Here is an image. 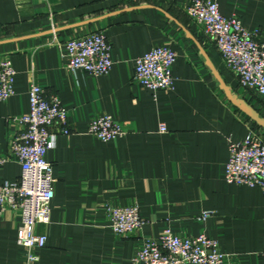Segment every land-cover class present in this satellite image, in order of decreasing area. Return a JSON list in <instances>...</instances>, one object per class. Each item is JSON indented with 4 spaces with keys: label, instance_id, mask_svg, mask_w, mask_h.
I'll list each match as a JSON object with an SVG mask.
<instances>
[{
    "label": "crops",
    "instance_id": "0c3cea01",
    "mask_svg": "<svg viewBox=\"0 0 264 264\" xmlns=\"http://www.w3.org/2000/svg\"><path fill=\"white\" fill-rule=\"evenodd\" d=\"M264 40V0H213ZM190 0H0V62L16 72L15 94L0 101V155L30 111L39 85L69 114L70 135L58 133L46 155L53 166L51 222L38 264H132L149 239L169 226L181 238L205 235L220 244L225 264H264V194L225 180L230 143L259 127L227 98L209 62L233 94L264 118V100L242 88L214 45L187 15ZM102 33L113 68L102 77L68 67L65 44ZM177 54L175 86L153 93L135 80V62L155 47ZM209 60H207V58ZM109 115L125 135L103 142L88 133ZM164 127L166 132H162ZM19 162L0 168V185L17 181ZM137 206L145 221L117 236L107 208ZM206 212L212 215L203 219ZM17 214L0 217V264H24Z\"/></svg>",
    "mask_w": 264,
    "mask_h": 264
},
{
    "label": "built area",
    "instance_id": "2783aa9c",
    "mask_svg": "<svg viewBox=\"0 0 264 264\" xmlns=\"http://www.w3.org/2000/svg\"><path fill=\"white\" fill-rule=\"evenodd\" d=\"M187 15L222 56L226 69L240 86L253 90L264 100V40L260 31H247L241 21L226 18L213 0H190ZM68 67L82 70L94 77L106 76L113 68L112 46L102 33L73 39L65 44ZM177 54L168 47L158 46L135 62L134 80L153 93L174 89L173 66ZM16 72L8 60L0 62V101L15 94ZM30 111L14 118L17 131L10 139L9 152L0 155V168L11 159L19 162L22 173L14 182L0 185V217L13 213L20 217L18 245L24 252V264H38L40 252L46 248L47 237L37 228L51 222L54 198L53 166L46 160L55 147L58 133L70 135L69 114L56 95L47 96L39 85L29 91ZM162 132H166L164 127ZM91 136L110 142L125 135V130L109 115L91 121ZM225 180L230 185L259 188L264 194V139L254 127L246 137L230 143V156ZM110 227L117 236L139 234L145 221L137 206L107 208ZM212 215L206 212L203 219ZM227 256L218 241L205 235L181 238L165 226L158 239L146 240L132 264H225Z\"/></svg>",
    "mask_w": 264,
    "mask_h": 264
},
{
    "label": "water",
    "instance_id": "95a60500",
    "mask_svg": "<svg viewBox=\"0 0 264 264\" xmlns=\"http://www.w3.org/2000/svg\"><path fill=\"white\" fill-rule=\"evenodd\" d=\"M207 60L208 57H206ZM209 66L218 80L221 89L225 92L228 100L236 106L242 113H244L248 118H250L254 123H256L259 127L264 129V118L259 115V113L254 110L248 103L244 100H241L237 95L233 94L231 89L227 87L224 80L221 78L220 74L216 71L214 66L209 62Z\"/></svg>",
    "mask_w": 264,
    "mask_h": 264
}]
</instances>
